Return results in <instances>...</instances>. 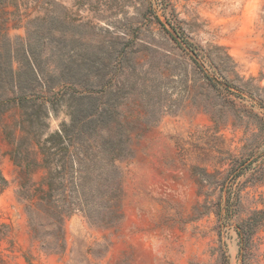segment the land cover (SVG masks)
Wrapping results in <instances>:
<instances>
[{"label": "rangeland", "instance_id": "rangeland-1", "mask_svg": "<svg viewBox=\"0 0 264 264\" xmlns=\"http://www.w3.org/2000/svg\"><path fill=\"white\" fill-rule=\"evenodd\" d=\"M0 53L2 264H264V0H0ZM15 83L43 96L20 108ZM86 115L122 149L89 211L116 219L118 187L120 218L74 194L48 252L20 197L36 141Z\"/></svg>", "mask_w": 264, "mask_h": 264}, {"label": "trees", "instance_id": "trees-1", "mask_svg": "<svg viewBox=\"0 0 264 264\" xmlns=\"http://www.w3.org/2000/svg\"><path fill=\"white\" fill-rule=\"evenodd\" d=\"M167 24L175 30L174 26ZM8 67L0 63V105L9 102L11 97V58L6 53ZM0 53V58H4ZM34 60L26 65L30 68V80H35L38 67ZM14 92L13 101L18 107L23 108L28 101L35 102L43 94L33 88L12 85ZM44 103V99H41ZM91 115L82 118L71 117L70 124H62L61 128L53 131L42 141L37 140L38 151L42 156L38 168L44 169L45 174L38 182H26L29 191L20 197L26 202L25 211L28 218L30 233L33 239L41 244V248L48 252H59L65 247L63 223L67 215L65 204H69L76 194L78 206L87 217L95 216L99 225H107L120 218L119 199L120 189L117 187L116 219H108L107 213L94 215L89 211L88 204L91 200L99 198L101 201L110 200V191L115 188L106 184L108 173L107 166H113V161L121 154V138L116 140L93 133L84 127L90 121ZM79 128V130L75 129ZM127 138V133L126 135ZM115 167H112L114 169ZM115 170V169H114ZM112 171V170H111ZM30 172V171H29ZM118 173V172H117ZM26 184V185H27ZM25 185V186H26ZM7 186V180L0 173V192ZM87 186L94 191H87ZM98 196V197H97ZM86 206L87 210L84 208ZM4 263L0 259V264Z\"/></svg>", "mask_w": 264, "mask_h": 264}]
</instances>
